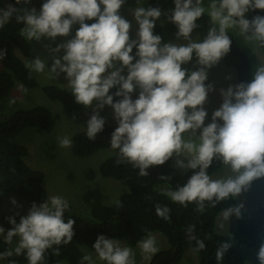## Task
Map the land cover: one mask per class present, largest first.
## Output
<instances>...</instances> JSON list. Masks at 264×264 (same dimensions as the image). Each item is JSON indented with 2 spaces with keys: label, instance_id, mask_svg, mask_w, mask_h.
<instances>
[{
  "label": "clouds",
  "instance_id": "clouds-1",
  "mask_svg": "<svg viewBox=\"0 0 264 264\" xmlns=\"http://www.w3.org/2000/svg\"><path fill=\"white\" fill-rule=\"evenodd\" d=\"M15 2L28 5L31 0ZM172 2L170 15L159 7H136L131 12L138 25L135 39L129 35L130 22L120 15L126 0H42L39 11L9 4L6 9L0 8V29L14 18L23 25V38L42 42V38L54 41L67 37L79 24L71 39L49 49L54 54L63 51L62 56H53L51 67L39 54L25 66L52 79L66 74L71 94L85 108L94 102L100 109L110 106L118 124L111 134V149L116 150L118 162L131 164L140 176H148L149 168L175 155L177 167L193 170V174L166 195L182 206L195 203L203 209L205 202L215 206L237 199L254 180L264 177V62L259 63L248 82L221 90L223 103L207 125L208 113L203 107L213 90L206 84L207 70L230 51L229 31L237 30L244 41L264 46V16L245 18L250 9L264 10V0ZM162 15L176 26L175 36L184 43L163 42L154 32ZM205 15L211 26L203 39H193L197 22ZM90 20L95 22H85ZM5 55L6 50L0 48V59ZM193 61L189 69L187 65ZM113 88L117 90L110 94ZM104 126L105 119L95 111L86 121L87 137L95 140ZM57 140L60 147H70L72 143L68 136ZM216 160L227 165L232 175L214 179L208 169ZM242 208L243 205L228 206L221 212L222 220L240 217ZM68 209L67 199L52 195L39 205L33 203L19 223L15 217H8L12 227L5 235L0 226V239L14 247L0 252V261L15 253L23 255L28 264H45L48 249L58 255L59 248L54 246L67 245L74 236L75 221L65 219ZM155 211L158 217L170 218L167 205L157 204ZM193 231L194 226H190L189 238L197 245L194 251L204 249V242ZM92 247L94 255H84L81 264H136L135 251L120 239L99 235ZM137 247L145 260L159 250L152 233L137 241ZM230 247V242H222L216 250V260L220 261ZM256 255L259 264H264V242Z\"/></svg>",
  "mask_w": 264,
  "mask_h": 264
},
{
  "label": "trees",
  "instance_id": "trees-1",
  "mask_svg": "<svg viewBox=\"0 0 264 264\" xmlns=\"http://www.w3.org/2000/svg\"><path fill=\"white\" fill-rule=\"evenodd\" d=\"M9 4L18 9L26 7L23 3L17 4L15 0H0V8L6 9ZM41 4L42 0H38V11ZM124 5L129 8L140 5L145 8L159 7L163 13L169 15L174 7L172 0H139V2L138 0H126ZM257 15L264 16V10L252 9L249 20ZM85 22L90 24L95 21ZM197 23L198 28L194 31L199 34L200 39H203L211 26L209 18L205 15ZM22 27L23 25L13 18L0 29V48L6 50V55L0 59L2 64L0 110L15 80L25 88L39 86L35 75L15 53L17 49L25 57L30 55L29 42L20 35ZM176 31V26L168 19L164 24L155 26L154 29V32L163 38V42L174 40ZM229 35L232 43L230 51L225 55V62L236 68L240 83H246L252 78V67L245 52L235 45L230 32ZM262 47L264 52V46ZM193 64L194 61L187 67L192 69ZM116 90V88L111 89L110 94H114ZM43 92L51 100L61 103L70 120L82 128V131L72 138V152L76 157H90L111 147V134L115 126L105 121L103 131L97 135L95 140H90L86 135V121L94 111L78 104L67 89L46 85L43 87ZM137 95L138 92H134L133 99ZM114 99L119 98L114 97ZM58 119V116L48 108L38 106L29 110H17L7 119L0 121V190L15 193L25 200L30 208L33 203L39 205L47 199V190L44 187L45 174L27 165L25 158L29 153L28 148L16 143L13 139L26 129H34L39 134H49L54 130ZM44 149L47 158L56 159V146L53 143L46 142ZM118 160V156L108 158L100 165L98 172L102 177L119 181L124 185L125 190L118 200L119 204L116 202L106 204V196L100 190L87 191L83 199L90 207L92 220L83 226L69 202L65 219L71 218L75 221L73 239L67 245L54 246L59 248L58 255L53 249H48L45 264H81L82 257L85 255L82 249H93L92 246L99 235L120 239L129 246H137V241L143 239L148 233L155 232L165 236L169 247L157 252L150 260V264H179L189 249L194 250L197 247L196 241L189 238L188 228L190 226H194L192 234L205 244L204 249L196 251L199 256L198 264H259L256 253L259 245L264 242V206L258 208L252 218H239L233 233L219 234L216 230L217 217L223 209L236 203L234 198L218 202L215 206L205 202L203 209H198L195 203L182 206L171 201L159 187L167 186L170 190H175L177 186L187 182L193 170L184 174L180 173L174 168L172 158H170L162 165L149 168L148 176H140L138 169L129 163L118 162ZM221 165V161H214L208 169L209 174H213ZM96 174V170L89 169L86 177L88 180H93ZM162 177L164 179H161ZM2 203L3 198L0 195V207ZM157 204L167 205L171 209L169 219L165 220L157 216L155 211ZM8 217H15L19 223L17 214L3 215L2 221L8 229L12 227L8 222ZM222 242H230L231 247L224 257L217 261L215 253ZM10 248L12 245L0 239V252ZM10 261H15V264L27 263L23 255L17 256L15 253L2 260L4 264H10Z\"/></svg>",
  "mask_w": 264,
  "mask_h": 264
},
{
  "label": "rangeland",
  "instance_id": "rangeland-1",
  "mask_svg": "<svg viewBox=\"0 0 264 264\" xmlns=\"http://www.w3.org/2000/svg\"><path fill=\"white\" fill-rule=\"evenodd\" d=\"M38 0H31V3L26 5L25 8H36ZM207 3V0H205ZM137 7H141L137 6ZM136 7L122 6L120 9V15L128 20L131 24L130 38H136V31L138 25L132 15V11ZM250 9L246 14L245 18L249 19ZM38 11V10H37ZM166 17L161 16L156 21V26L164 24ZM79 24L73 26L71 33L67 37H57L54 41L47 38H42V42L28 41L30 45V55L25 57L19 50H15L16 55L25 63H29L36 55H42L48 61V66L51 67L53 56H62L63 51L58 54H54L49 49H54L57 45L67 42L75 35L76 29ZM234 39L235 45L243 50L248 57L250 65L252 67V74L255 68L260 62H264L263 47L258 42L244 41L243 37L240 36L237 30L229 31ZM193 39H200L197 32H193ZM171 42L173 43H184L185 41L177 40L175 38ZM135 50H133V55ZM119 66V65H118ZM2 70V64L0 61V71ZM208 71V79L206 84L211 85L213 90L209 92L207 101L204 104V108L208 113V117L205 120V125L211 122L212 114L217 110L223 103V97L221 96V90H227L230 86H235L240 83L237 70L234 66L227 65L225 62V56L220 61L212 66ZM39 86L35 88H25L17 80L14 81L13 88L9 96L3 102V106L0 110V121L7 119L17 110H29L38 106L48 108L53 114L58 116V122L54 130L49 134H39L34 129H26L20 133L13 140L16 143L23 144L28 148V155L25 158L27 165L35 170H40L45 174L44 187L47 190V196L59 195L68 200L73 206L74 212L77 214L81 225L85 226L91 222L90 207L84 201L83 196L87 191L100 190L105 196L106 204H113L117 202L120 196L123 194L125 187L124 185L116 180L102 177L98 170L100 165L108 158L117 156L116 150L110 148L101 150L90 157L80 158L76 157L72 152V143L70 147H60L58 144V137L68 136L71 141L73 136L82 131V128L77 124L73 123L67 116L63 105L59 102H55L48 98L43 92V87L48 85L58 86L67 89L71 92L67 86L68 80L66 74L61 73L55 79H52L46 73H36L31 71ZM123 74L127 75V69H124ZM137 90L136 92H138ZM92 111H99L101 117H103L107 124L117 127L118 124L114 118L113 109L107 105L100 109L98 102H94L89 107ZM51 142L56 146V159L50 160L46 156L44 149L45 144ZM182 158V157H181ZM176 156L173 155L172 162L174 168L180 173L184 174L189 170L180 169L176 165ZM187 161H185L186 163ZM96 170L97 174L95 179L88 180L86 172L89 170ZM232 175L231 169L222 163L221 167L215 171L211 176L215 178L226 177ZM159 189L166 193L170 189L167 186H161ZM0 195L3 198V203L0 207V226L4 227L5 235L9 230L3 223L2 217L7 213H14L19 216H26L31 209L28 203L18 197L13 192H2ZM234 200L236 199L233 197ZM15 200L16 204L12 201ZM235 205H243L241 216H232L230 221H223L221 213L218 215L216 220V230L219 234H230L236 229V222L239 218L249 219L252 218L257 209L264 206V177L254 180L246 191H243L235 200ZM153 235L156 237L158 252L169 247L168 240L161 233L155 232ZM17 238H14V243ZM123 244L129 246L127 243ZM14 247V244L12 245ZM136 253V264H150V260L154 255L151 256L150 260H145L142 256L140 249L137 246H130ZM82 251L84 254L94 255V249H85ZM199 256L196 251L189 249L182 261L179 264H198ZM0 264H4L0 261ZM28 264V262L26 263ZM101 264V262H98ZM250 264V263H249Z\"/></svg>",
  "mask_w": 264,
  "mask_h": 264
}]
</instances>
